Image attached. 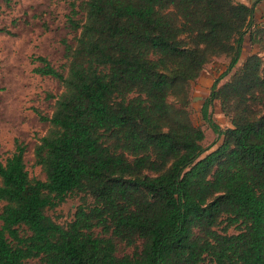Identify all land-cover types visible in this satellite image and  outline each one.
<instances>
[{
    "label": "trees",
    "instance_id": "trees-1",
    "mask_svg": "<svg viewBox=\"0 0 264 264\" xmlns=\"http://www.w3.org/2000/svg\"><path fill=\"white\" fill-rule=\"evenodd\" d=\"M254 14L235 0L72 3L63 62L31 58L62 87L50 115L36 110L45 178L29 176L22 140L0 160V264H264V25ZM220 56L226 70L200 107L211 149L188 92ZM72 192L91 202L62 226L45 210Z\"/></svg>",
    "mask_w": 264,
    "mask_h": 264
},
{
    "label": "rangeland",
    "instance_id": "rangeland-1",
    "mask_svg": "<svg viewBox=\"0 0 264 264\" xmlns=\"http://www.w3.org/2000/svg\"><path fill=\"white\" fill-rule=\"evenodd\" d=\"M81 1L12 0L10 5H6L0 0V28L12 32H0V160L4 161L13 151L15 139L22 140L27 145L24 158L32 178H45L40 166L35 164L33 147L46 132L47 123L39 119L36 110L50 115L62 87L54 78L34 73L32 69L38 63H32L31 58L34 55L45 56L56 67L63 62L62 41H71L73 37L66 18L71 4ZM227 63L225 56L213 58L189 85L187 109L192 122L204 131L202 145L205 148H214L217 138L202 119L200 107L208 97L214 80L226 70ZM227 78L228 75L220 83ZM169 100L172 101V98ZM211 114L221 127L229 125L217 101L211 107ZM90 202L91 198L85 193L72 192L58 206L47 208L45 213L55 222L66 226L72 220L76 207ZM230 232H234V229H230ZM131 251V247L119 245V253ZM28 262L38 264L37 260Z\"/></svg>",
    "mask_w": 264,
    "mask_h": 264
},
{
    "label": "crops",
    "instance_id": "crops-1",
    "mask_svg": "<svg viewBox=\"0 0 264 264\" xmlns=\"http://www.w3.org/2000/svg\"><path fill=\"white\" fill-rule=\"evenodd\" d=\"M236 1L242 2L247 5L254 4L255 6L254 22L257 24L264 25V0H236Z\"/></svg>",
    "mask_w": 264,
    "mask_h": 264
}]
</instances>
